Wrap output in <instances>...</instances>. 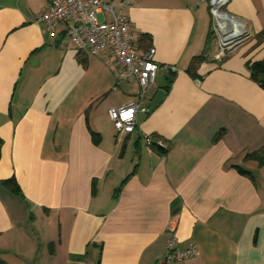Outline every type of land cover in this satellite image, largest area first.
I'll return each mask as SVG.
<instances>
[{
    "label": "crops",
    "instance_id": "crops-1",
    "mask_svg": "<svg viewBox=\"0 0 264 264\" xmlns=\"http://www.w3.org/2000/svg\"><path fill=\"white\" fill-rule=\"evenodd\" d=\"M116 1L138 51L155 50L147 106L165 91L128 134L108 111L139 86L119 80L112 53L49 39L37 18L51 0H0V259L156 264L172 242L197 254L167 264H264V166L244 160L264 147V89L247 69L264 59V0L230 1L252 38L221 61L208 0Z\"/></svg>",
    "mask_w": 264,
    "mask_h": 264
},
{
    "label": "built area",
    "instance_id": "built-area-1",
    "mask_svg": "<svg viewBox=\"0 0 264 264\" xmlns=\"http://www.w3.org/2000/svg\"><path fill=\"white\" fill-rule=\"evenodd\" d=\"M231 0H208L213 18V31L217 45L213 60L221 61L252 38L244 21L231 15L227 8ZM127 1L116 0H51L47 10L37 22L49 39L61 38L79 54L97 57L110 51L114 57L120 81H135L139 86L137 101L121 108L109 109L108 115L119 133L128 134L136 128V114L146 113L147 93L154 85L159 66L154 61L155 50L140 52L131 35V25L126 10ZM109 18V19H108ZM147 144H152L147 138ZM160 147L165 145L158 141ZM165 255L156 264L181 262L197 254V249L174 248L167 245Z\"/></svg>",
    "mask_w": 264,
    "mask_h": 264
},
{
    "label": "trees",
    "instance_id": "trees-1",
    "mask_svg": "<svg viewBox=\"0 0 264 264\" xmlns=\"http://www.w3.org/2000/svg\"><path fill=\"white\" fill-rule=\"evenodd\" d=\"M256 39L259 43L264 42V31L259 33L256 36ZM205 60V57H203V55L196 57L193 59V62L191 63V65L189 66V68L187 69L188 74L192 77V78H198L199 76L197 75V65L199 63H201L202 61ZM247 69L250 73V78L256 82L262 89H264V59L260 60V61H255V62H250L247 63ZM169 88V87H167ZM91 137H92V141L95 145H99L101 142V137L99 134L92 132L91 131ZM156 137H154L155 139ZM215 140H217V137L215 138ZM2 144V141L0 140V146ZM160 154H165L166 153V149L161 150L158 148L157 150ZM245 161H255L259 167H263L264 166V147L259 150V151H255L253 153H249L247 155H245L244 157ZM137 166H135L136 169ZM233 168H235L238 173L242 176H247L250 179H254L252 173H250L249 171L243 169L240 166H231ZM134 174V172H132L129 177H131ZM4 184L10 189L11 192H13L14 194H20L21 190L20 187L17 183V181L15 180V178H11L8 180L4 181ZM122 187H119V189L116 190L115 192V197L119 194L120 190ZM0 264H6L5 262H3L0 259Z\"/></svg>",
    "mask_w": 264,
    "mask_h": 264
},
{
    "label": "water",
    "instance_id": "water-1",
    "mask_svg": "<svg viewBox=\"0 0 264 264\" xmlns=\"http://www.w3.org/2000/svg\"><path fill=\"white\" fill-rule=\"evenodd\" d=\"M164 98H165V91L163 90L158 91L151 99L148 112H153L159 106V104L162 102Z\"/></svg>",
    "mask_w": 264,
    "mask_h": 264
},
{
    "label": "rangeland",
    "instance_id": "rangeland-1",
    "mask_svg": "<svg viewBox=\"0 0 264 264\" xmlns=\"http://www.w3.org/2000/svg\"><path fill=\"white\" fill-rule=\"evenodd\" d=\"M116 100V98H114V101ZM135 133V132H134ZM260 178V177H259ZM260 186H262V185H260Z\"/></svg>",
    "mask_w": 264,
    "mask_h": 264
}]
</instances>
